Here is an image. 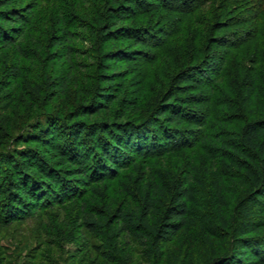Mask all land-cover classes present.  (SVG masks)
Returning a JSON list of instances; mask_svg holds the SVG:
<instances>
[{"label":"trees","instance_id":"16d2710c","mask_svg":"<svg viewBox=\"0 0 264 264\" xmlns=\"http://www.w3.org/2000/svg\"><path fill=\"white\" fill-rule=\"evenodd\" d=\"M191 24L203 32L190 51L181 37ZM78 29L98 41L89 53L110 60L84 75L87 87L73 71L83 65L74 59ZM178 37L183 52L175 49ZM126 41L132 49L107 45ZM6 50L14 51L13 62ZM244 51L264 62V0H0V77L13 86L9 97L22 92L20 106L29 103L18 132L0 135V226L77 204L74 219L101 239L102 257L114 264H125L121 234L148 264H158L183 232L206 252L199 264H264V204L254 216L245 213L264 199V89L256 71L248 81L245 69L225 76L230 54ZM24 61L45 62V69L65 61L69 68L45 78ZM158 61L164 67L151 75L147 65ZM131 62L133 97L110 114L126 83L118 88L103 72ZM107 83L112 90L101 96L108 101L87 109L89 91L99 94ZM74 86L85 90L79 103L76 94L64 112L49 109ZM102 110L105 119H80ZM186 246L176 264L193 262Z\"/></svg>","mask_w":264,"mask_h":264},{"label":"rangeland","instance_id":"374dc122","mask_svg":"<svg viewBox=\"0 0 264 264\" xmlns=\"http://www.w3.org/2000/svg\"><path fill=\"white\" fill-rule=\"evenodd\" d=\"M21 2L25 1L27 4L35 1V0H20ZM157 29L162 30L163 28L167 29V25H155ZM193 26L192 29L187 28V30H184V34L182 35L185 38V40H188V49L191 51V47L193 46L191 43V40L195 38V35L202 33L201 28L199 26L197 27L196 24H191ZM207 29V28H206ZM82 32V38L73 41L74 48L77 49V53L75 56V60L79 61V64H83L81 67L76 68L73 71H76L80 74V79L82 81H86V87L89 85L90 80H87V78L84 75H89V73H92L93 70H96L97 62L100 63L103 62V64H109L110 60H104L102 61V55L99 57L95 53H89V50H91L94 46L97 45L98 41L93 38V36L87 32V30H76ZM159 36L163 37L162 34H159ZM177 41L174 42L175 49L180 48L181 52H183V49L181 48L180 38H176ZM206 40V39H205ZM230 41V40H229ZM204 41L201 39V44H203ZM200 44V46H201ZM109 49L115 48L119 46H125L128 47V49H132L129 47H133L132 42H110L107 44ZM129 45V46H128ZM248 42H245L244 45H242V50L248 48ZM221 46L219 44H213L212 49L221 51ZM186 48V47H185ZM211 48V47H210ZM55 49V48H53ZM187 49V48H186ZM88 51V53H86ZM7 60L8 62H13L11 60L14 51L6 50ZM236 52H234L235 54ZM247 53L241 55V57H238L235 55V57L227 58V66H226V75H231L233 78H236L239 73H241L242 69H245L244 71L248 73L247 75V81L250 79V76L252 73H258V81L260 82V88L264 89V62L262 59H259L257 55H248L246 57ZM184 56V55H183ZM233 56V55H232ZM3 60V61H5ZM211 59H205V63H211ZM162 61V60H161ZM158 61L154 65H147V69L151 73V75L154 73H159L160 67H164L162 64L163 62ZM202 62V63H203ZM30 69H37L38 72L43 75L45 78L49 75L53 77L54 79L60 78L65 70L69 68V65L65 63V61H62L59 64L51 63L46 69H45V62H41L38 64V62L35 63V65H32L31 63L24 61ZM141 63V62H140ZM92 69L88 70L84 68L85 66H91ZM136 63H129L125 66L122 65H108L109 68L104 70V72L101 70V73H105L107 79H112L111 83H114L118 88L121 87L122 83H126V89H123L121 95L118 99L114 100L111 104L110 108V114L115 113L117 109L122 107L124 105V102L126 99H131L132 89H130L129 83L132 82L133 78L135 77L134 71L136 70ZM256 68V69H255ZM98 69V68H97ZM101 69V68H100ZM206 69V66L204 67ZM254 69V71H253ZM2 69L0 70V76ZM258 71V72H257ZM39 74V73H38ZM6 75V74H4ZM40 75V76H41ZM150 75V76H151ZM242 75V74H241ZM42 76V77H43ZM36 77V76H35ZM42 77H40L42 79ZM43 77V78H44ZM4 77H0V135L3 131H8L9 133L15 134L18 132V125L21 123V118L27 113V110L29 107V103H27V107L20 106V101H26L27 97L21 94L19 95V98H13L12 96H8L10 94H7V92L13 88H7L5 85L9 84V80H2ZM184 79L180 80L181 83H185ZM252 79V78H251ZM2 83V84H1ZM113 86V84L107 83L103 84L101 88V93H93L92 91H89L88 96H91V100L87 103L86 108L89 110H94L98 107V103H104L107 102L108 99L103 95H107L112 88H108V86ZM115 86V87H116ZM221 86V85H220ZM244 89L245 87L242 86ZM83 89V88H80ZM77 87H73V93L69 96L66 94H59L56 96L53 100L52 106H50L49 109L58 110L60 113L64 112L66 109H63L67 106L69 102V97L73 98L74 95L78 94V97L75 100V103L80 102V98L85 95L84 91H77ZM91 94V95H90ZM188 95V94H187ZM187 95H177L180 98L188 97ZM107 99V100H106ZM29 101V100H28ZM22 104V103H21ZM127 104V103H126ZM259 107V103H257ZM23 105V104H22ZM190 107H197L198 103L195 101H190L188 103ZM260 108V107H259ZM107 110V108H106ZM105 110V111H106ZM102 110L101 112H98L96 115H88L86 117H82L80 119L85 120L88 122L90 121H96L105 119L106 116L105 112ZM92 112V111H91ZM90 113V112H89ZM105 113V114H104ZM129 114H135L138 116H142L144 113L142 112H133V113H127ZM26 121V120H25ZM89 121V122H90ZM24 122V120H23ZM18 147H22L23 143H17ZM47 155V153H44ZM51 159V158H50ZM52 161V160H51ZM2 182L0 183V185ZM107 189V188H105ZM114 191V189L112 190ZM89 198V196H86ZM264 204V199L260 198V204L250 202L247 207L245 213L246 217L254 216L253 211H259L261 210V206ZM55 208H51L49 210H46L42 213H38L34 215L33 217L23 220V221H17L9 224L6 227L0 226V264H114L110 261H107L105 258L102 257V251L105 250V246H101L103 242L99 237H95L92 234H90L85 228L81 227L79 225L80 222L78 220L74 219L76 216V210L78 207L77 204L72 205H60L59 208H56L57 206H54ZM80 207V206H79ZM259 209V210H258ZM245 217V216H244ZM46 225H50V228L52 231H48V233H53L51 236H47L45 233V227ZM62 234L61 237H57V234ZM46 234V236H45ZM58 234V235H59ZM185 232L182 233V235L176 236L174 240L171 242H168L166 244V253L165 256L162 258L158 264H176L175 259L177 257H181L183 255L182 249L189 244V246H186V248H190L193 250L192 254V260L186 261L187 264H199L201 259L204 257L205 253L203 249L199 247L198 244L193 242L190 238L185 236ZM55 236V237H53ZM52 237V238H51ZM215 241V240H214ZM102 243V244H101ZM118 244L120 245L122 254V260L121 262H124L125 264H148L145 259L143 258L141 250L137 247L135 241L130 237L128 234H121L118 237ZM94 245H98L99 249H96ZM103 247V248H102ZM154 264V263H153Z\"/></svg>","mask_w":264,"mask_h":264}]
</instances>
